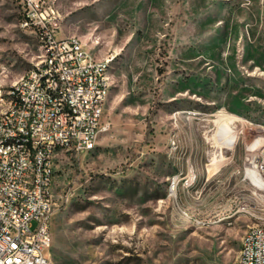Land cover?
<instances>
[{
	"label": "rangeland",
	"instance_id": "rangeland-1",
	"mask_svg": "<svg viewBox=\"0 0 264 264\" xmlns=\"http://www.w3.org/2000/svg\"><path fill=\"white\" fill-rule=\"evenodd\" d=\"M44 1L114 56L109 131L56 165L52 264H239L264 225V0ZM21 2L0 0L1 88L38 54Z\"/></svg>",
	"mask_w": 264,
	"mask_h": 264
},
{
	"label": "built area",
	"instance_id": "built-area-1",
	"mask_svg": "<svg viewBox=\"0 0 264 264\" xmlns=\"http://www.w3.org/2000/svg\"><path fill=\"white\" fill-rule=\"evenodd\" d=\"M21 5L20 25L39 46L31 68L0 87V264H52L56 165L93 151L109 131L114 56L97 59L80 38H58L59 14L44 0ZM182 181L173 177L170 190ZM239 264H264V225L246 230Z\"/></svg>",
	"mask_w": 264,
	"mask_h": 264
},
{
	"label": "bare ground",
	"instance_id": "bare-ground-1",
	"mask_svg": "<svg viewBox=\"0 0 264 264\" xmlns=\"http://www.w3.org/2000/svg\"><path fill=\"white\" fill-rule=\"evenodd\" d=\"M227 139V138H226ZM231 143L234 142L233 139L229 138L228 139ZM228 142V141H227ZM173 193H175V191H173Z\"/></svg>",
	"mask_w": 264,
	"mask_h": 264
}]
</instances>
